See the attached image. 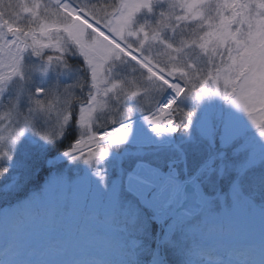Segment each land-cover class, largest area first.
<instances>
[{
	"label": "snow or ice",
	"instance_id": "1",
	"mask_svg": "<svg viewBox=\"0 0 264 264\" xmlns=\"http://www.w3.org/2000/svg\"><path fill=\"white\" fill-rule=\"evenodd\" d=\"M54 175L120 264H253L217 245L264 218V0H0V264Z\"/></svg>",
	"mask_w": 264,
	"mask_h": 264
},
{
	"label": "rangeland",
	"instance_id": "2",
	"mask_svg": "<svg viewBox=\"0 0 264 264\" xmlns=\"http://www.w3.org/2000/svg\"><path fill=\"white\" fill-rule=\"evenodd\" d=\"M51 158V157H49ZM35 175V174H34ZM50 173L41 176V180L34 188L28 185L26 194L38 191L49 179ZM44 199L35 204L16 209L14 212L25 217V224L16 233V243L19 254L14 257L21 264H91L95 260L108 261L109 264H120V251L111 246L106 237L109 229L94 223H87L83 215L86 203V193L82 188L69 191L63 186L62 180L55 175L51 178L44 192ZM72 208L71 215H64V206ZM52 206L54 214L51 219L30 217L41 207ZM90 206V205H88ZM99 210V209H98ZM233 233L218 241L217 252L223 253L226 246H243L249 241L254 242L255 248L248 259L253 264H260L264 260V218L258 213L243 210L234 217ZM11 220L6 225L0 222V247L11 235ZM89 229L92 230L89 233ZM234 261L242 260L233 257Z\"/></svg>",
	"mask_w": 264,
	"mask_h": 264
},
{
	"label": "trees",
	"instance_id": "3",
	"mask_svg": "<svg viewBox=\"0 0 264 264\" xmlns=\"http://www.w3.org/2000/svg\"><path fill=\"white\" fill-rule=\"evenodd\" d=\"M70 62H74V61H70ZM68 141H65V144H67ZM62 150V149H61ZM55 153H53L52 155H54ZM47 175L48 174V169H47V165L46 164H41V166L37 169L34 177H33V186L34 188L37 186L36 184H38L41 180V176H44V175ZM31 182V183H32ZM30 185V184H29ZM24 194H26V192H24Z\"/></svg>",
	"mask_w": 264,
	"mask_h": 264
}]
</instances>
